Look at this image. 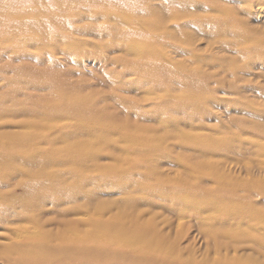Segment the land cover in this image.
I'll list each match as a JSON object with an SVG mask.
<instances>
[{"label": "bare ground", "instance_id": "6f19581e", "mask_svg": "<svg viewBox=\"0 0 264 264\" xmlns=\"http://www.w3.org/2000/svg\"><path fill=\"white\" fill-rule=\"evenodd\" d=\"M219 6L0 0V184L17 170L28 190L22 201L1 193L0 208L49 227L0 240V264H264V103L252 98L264 102V24L226 39ZM208 35L219 46L201 52ZM91 54L101 68H86ZM220 87L243 116L217 131L203 118L217 115ZM43 196L62 218L34 213ZM66 202L87 214L66 215Z\"/></svg>", "mask_w": 264, "mask_h": 264}, {"label": "rangeland", "instance_id": "374dc122", "mask_svg": "<svg viewBox=\"0 0 264 264\" xmlns=\"http://www.w3.org/2000/svg\"><path fill=\"white\" fill-rule=\"evenodd\" d=\"M262 2V0H220V6L221 9L220 11H223L226 13V15H224V18H225V21L227 24L230 25V32L226 33V35L224 36L226 39L231 38L233 37L234 38V32L236 30V26L238 24L240 25H243L241 23H244L246 24V26H249V24L251 26H260L262 24H264V14L263 13H260L259 9H261L259 7L260 4H258V2ZM247 3V5H246ZM203 9V8H202ZM209 9V8H208ZM206 10V11H196V9H194L197 13L199 14H213V13H216L217 14V11H211V10ZM263 22V23H262ZM172 27V25L170 26ZM240 28V27H239ZM205 39H201L199 41H197L195 44L197 45L196 47L199 48L201 50V52H206L209 50V48L213 49L214 47H217L219 46V38L218 37H214V36H209L208 35V42L206 41L207 40V37H203ZM229 40H233V39H229ZM28 49L31 51V54L33 56H29L28 58H24L27 62H33L35 60V57L37 56L36 53L37 50L35 49V47L33 46H27ZM230 49V48H229ZM232 52H222L223 54L227 55V59L229 58L230 61L234 62L236 61V55H235V52H234V49H230ZM229 50V51H230ZM58 53V52H57ZM177 60H186L188 59L189 57L187 55H175V54H172ZM56 57H60L59 59L57 58L58 61H60L62 59L61 57V54H57ZM95 57L94 54H91V55H88V58L85 57L83 58V63L84 65L86 66V68L88 70H91L92 67H95L96 70L97 68H101V66H99V62H97V60L93 59ZM17 58V57H16ZM8 59L4 56L3 59L0 60V64H4ZM260 60L262 63L259 65L257 64V66L259 67V70H256L255 72L256 73H262L264 72L263 68H264V59L261 58V59H258ZM80 63H82V58H80L79 60ZM18 64V63H16ZM189 65H193V63L189 62ZM209 63L207 64H204L203 66H205L204 68H202L203 70L211 73V72H215V77L217 78L218 75H220V77H223L225 76L227 79H231V75H230V72L227 71V67H213V69H209ZM75 76L74 78L77 79V75L76 73H73ZM263 74V73H262ZM230 75V76H228ZM264 75V74H263ZM228 76V77H227ZM257 81V82H256ZM259 82H263V79L261 77H259V79L257 80V78L254 79L253 83L252 84H257ZM261 84V83H259ZM249 91H251L252 89L250 87H248ZM227 91V88L225 87H220L218 88V92H217V95L218 97H221V99H217L215 100L216 102V107H214V110L217 111V115H205L204 116V122L206 124H208L209 126H211L212 128H216L214 126H216L218 123H221V120L222 122L226 123L228 120L227 118L231 117V116H240L242 117L243 115L242 114H236L234 113L233 109L232 108H229L230 105L232 104V102L228 101L227 99H224V97H230V99L233 98L232 95L230 94H233V93H230L229 95L226 93ZM258 91H259V88H258ZM162 91H156L155 93H153L152 95L154 96H157V95H160L162 94L161 93ZM252 95L253 93L257 95V93L253 92H247L246 94H249ZM150 94V96H152ZM261 97V96H259ZM259 97H254L252 95V98L256 101H259V102H262L264 103ZM215 104H213L214 106ZM142 120V118H140ZM63 121L59 122L60 124H67L68 121H70V119H62ZM144 121H147V122H150L149 120H144ZM184 125V124H181V126ZM183 128H187V127H183ZM212 128H208L206 129L205 128V131L209 132V133H212L214 132V130H212ZM221 129H223V127H220ZM33 129H35V127L33 126V124H30L29 126H25L24 123L22 122H16L15 125H13V129L12 130H25V131H33ZM220 129V130H221ZM216 130L218 131L219 129L216 128ZM213 134H216V133H213ZM219 135H223L221 133H219ZM50 170H53V169H50ZM22 176L20 175V173L16 170L15 173H13L11 175V179L6 182V183H3V184H0V194L1 193H4L3 195L5 196V198L7 197L10 198V197H13V199H16V200H19V201H22L21 199H25L27 194H28V190L26 189L25 186H23V184H21V181L19 178H21ZM71 180V178H70ZM2 183V182H0ZM102 195H105V197L108 195L106 194H102ZM12 200V198H11ZM39 201V200H38ZM41 205L43 208L40 207V209H36L34 211V213L36 214H39V215H42V216H45V218H51V217H54L55 219H58V218H62V217H58V215H56L55 213V209L52 208V203L53 200L50 196H43L42 199H40ZM82 202V200H81ZM59 209H64L66 210V215H86L87 212L86 210H77L75 212V206L74 204L70 203V202H66V203H63L60 207H58ZM20 209V208H18ZM43 210V211H42ZM5 212H4V209L3 208H0V240H2L3 238H6V237H14V234L13 232H17L19 230H27L29 231V234L30 235H41L40 231L43 233L45 232L46 230H49V227H45V226H42V227H39L37 228V225L36 223L33 221V219H31L32 215H28L29 216V220L28 218H26L25 216L22 217V216H18L17 213H14V214H11V215H4ZM22 217V218H21ZM50 228H54V226H51ZM56 231V230H55Z\"/></svg>", "mask_w": 264, "mask_h": 264}]
</instances>
